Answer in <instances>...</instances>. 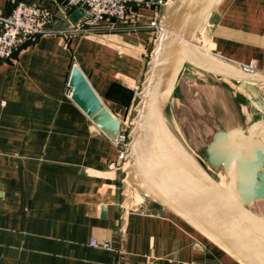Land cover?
<instances>
[{"label":"crops","instance_id":"obj_1","mask_svg":"<svg viewBox=\"0 0 264 264\" xmlns=\"http://www.w3.org/2000/svg\"><path fill=\"white\" fill-rule=\"evenodd\" d=\"M27 1L54 13L53 29L75 22L66 0ZM13 2L0 0V13ZM154 8L131 3L140 16L104 19L96 40L57 32L21 37L13 55L0 60V264H238L135 192L112 165L113 139L70 98L77 64L110 112L134 122L154 50L147 30ZM204 31L210 53L238 66L254 62L264 73V0H222ZM189 73L179 78L190 81ZM234 83L239 94L245 88L264 102L263 86ZM260 119L221 130H246ZM93 238L111 249L92 246Z\"/></svg>","mask_w":264,"mask_h":264},{"label":"water","instance_id":"obj_2","mask_svg":"<svg viewBox=\"0 0 264 264\" xmlns=\"http://www.w3.org/2000/svg\"><path fill=\"white\" fill-rule=\"evenodd\" d=\"M221 1L171 0L166 6L134 116L125 172L134 189L181 218L238 264H264V210L254 206L256 200L264 198V153H257L261 158L257 162L250 153V149H264V142L259 140L264 139V119L253 122L246 130L214 132L205 147L206 164L164 121L186 67L218 79L264 87L263 72L245 71L198 46V37ZM82 15L83 10L76 9L71 19L77 21ZM68 87L73 102L103 134L114 139L119 120L103 104L77 64L71 68ZM207 166L221 167L225 179ZM238 180L244 184L239 185Z\"/></svg>","mask_w":264,"mask_h":264},{"label":"rangeland","instance_id":"obj_3","mask_svg":"<svg viewBox=\"0 0 264 264\" xmlns=\"http://www.w3.org/2000/svg\"><path fill=\"white\" fill-rule=\"evenodd\" d=\"M94 30L92 32L98 34L97 27ZM206 38L207 32L203 31L199 36L201 45L205 44ZM189 72H192L193 76L189 78L190 81L187 80L188 78H179L181 83L178 87L176 85L177 90L175 87L176 91L171 103L166 108L164 121H167L173 134L185 144L187 149L202 164H206L205 147L211 140L213 133L238 124L245 125L247 118L264 116V113H261L264 102L263 100L258 101L256 95L251 94V91L245 88L241 91V94L246 95L243 97L237 91L239 86L234 85L233 81L218 79L190 67L184 68L181 77H189L191 74ZM121 82L128 83L130 81L121 76ZM181 87L182 92L180 91ZM131 126L134 127V122ZM250 142L253 144L252 139ZM258 152L263 155L264 149H250V153L256 158L251 157L255 162L261 159L257 154ZM207 167L222 178L220 167ZM261 171H264V168H261ZM238 184L242 186L244 181L238 180ZM134 191L141 194L136 189ZM254 206H258L263 211L264 198L255 201Z\"/></svg>","mask_w":264,"mask_h":264},{"label":"built area","instance_id":"obj_4","mask_svg":"<svg viewBox=\"0 0 264 264\" xmlns=\"http://www.w3.org/2000/svg\"><path fill=\"white\" fill-rule=\"evenodd\" d=\"M170 1L158 0L154 3V13L147 23L150 41L154 48L162 28L163 10ZM131 3L140 5L145 2L144 0H66L65 12L82 9L83 15L77 21L66 24L65 28L56 30L52 27L54 13L47 7L33 1L14 0L7 13H0V60L9 59L13 55L21 42V37L32 39L37 35L57 32L63 36L72 33L92 35V38L96 39L99 33L92 31H95V27H98L104 19H109L115 24L117 20H130L131 17L135 21L140 16L138 12H130ZM240 67L249 72L258 71L254 62L241 64ZM132 123V121L119 120V129L113 139L117 157L112 165L116 170L123 172L128 165ZM90 244L102 249H111L109 243L95 238L90 240Z\"/></svg>","mask_w":264,"mask_h":264},{"label":"bare ground","instance_id":"obj_5","mask_svg":"<svg viewBox=\"0 0 264 264\" xmlns=\"http://www.w3.org/2000/svg\"><path fill=\"white\" fill-rule=\"evenodd\" d=\"M171 2V1H170ZM198 40H199V37H198ZM198 40H197V42H198ZM203 40V39H202ZM204 42V41H203ZM198 46L202 49V50H204V51H206V52H209L210 53V51H209V45H208V42H207V40L205 41V44L203 45H201L199 42H198ZM220 176H222V179L224 180L225 179V174H224V172L222 171L221 173H220Z\"/></svg>","mask_w":264,"mask_h":264}]
</instances>
